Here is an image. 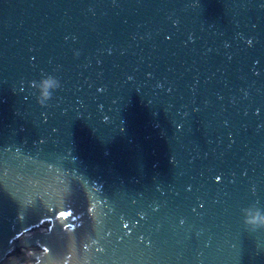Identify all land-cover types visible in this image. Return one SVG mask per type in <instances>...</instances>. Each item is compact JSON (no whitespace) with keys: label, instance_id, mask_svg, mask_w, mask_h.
<instances>
[{"label":"water","instance_id":"obj_1","mask_svg":"<svg viewBox=\"0 0 264 264\" xmlns=\"http://www.w3.org/2000/svg\"><path fill=\"white\" fill-rule=\"evenodd\" d=\"M253 203L264 0H0V264H264Z\"/></svg>","mask_w":264,"mask_h":264},{"label":"clouds","instance_id":"obj_2","mask_svg":"<svg viewBox=\"0 0 264 264\" xmlns=\"http://www.w3.org/2000/svg\"><path fill=\"white\" fill-rule=\"evenodd\" d=\"M32 84L36 86L35 90L38 92L37 103L41 107H46L52 99V94L60 88L59 81L52 76L42 79L39 83L33 82ZM242 216V223L249 231L264 230V208L259 207L257 203L242 209Z\"/></svg>","mask_w":264,"mask_h":264},{"label":"built area","instance_id":"obj_3","mask_svg":"<svg viewBox=\"0 0 264 264\" xmlns=\"http://www.w3.org/2000/svg\"><path fill=\"white\" fill-rule=\"evenodd\" d=\"M41 229V228H40ZM42 230V229H41ZM30 234V233H29Z\"/></svg>","mask_w":264,"mask_h":264}]
</instances>
